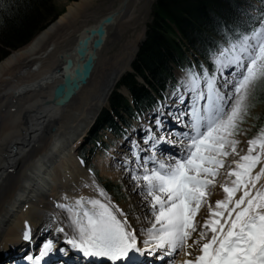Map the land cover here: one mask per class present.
Segmentation results:
<instances>
[{"label":"snow or ice","instance_id":"snow-or-ice-1","mask_svg":"<svg viewBox=\"0 0 264 264\" xmlns=\"http://www.w3.org/2000/svg\"><path fill=\"white\" fill-rule=\"evenodd\" d=\"M216 67L221 72L234 68L232 78L218 82L215 73L210 75L204 69L202 74L189 71L187 80L180 82L190 93L191 102L188 111L178 117H188V131L179 134L187 143L178 146V157L158 158L157 146L171 141L154 133L148 136L151 154L141 157L144 149L134 143L137 167L129 172L145 193L144 199L155 218L151 227L141 229L146 238L138 239L137 230L110 201L79 197L72 204H58L69 213L71 233L66 234V247L58 248L54 240H49L39 255L27 256L28 261L40 264L46 256L59 251L67 258L62 264L73 259V252L109 264H141L146 257L162 259L157 250L164 249L165 256H173L179 250L193 257L182 264H264V129L248 141L247 153L233 161L236 167L227 173L234 177L232 186L221 185L224 199L216 200L214 207L208 204V218L200 225L196 239L188 243L197 231L195 218L206 201L207 189L214 186L224 158L236 153L240 141L235 137L248 114L252 86L264 80V23L224 48ZM178 98L183 103V96ZM156 124L159 128L162 122L157 119ZM139 169L142 175L138 174ZM97 191L106 196L103 189ZM237 192L242 193L238 198ZM118 215L122 218L118 219ZM57 231L64 232V228ZM22 239L30 240V230H25ZM193 248L197 250L195 254Z\"/></svg>","mask_w":264,"mask_h":264},{"label":"bare ground","instance_id":"bare-ground-1","mask_svg":"<svg viewBox=\"0 0 264 264\" xmlns=\"http://www.w3.org/2000/svg\"><path fill=\"white\" fill-rule=\"evenodd\" d=\"M92 1L79 0L70 4L57 22L0 62V253L7 250L6 254L0 255V264H32L26 257L39 255L42 246L49 240H54L58 248L66 247V234L71 233L68 227L69 213L58 207L60 203L72 204L79 197L96 198L102 202L110 201L124 216V210L109 194L111 192L105 188L104 182L101 180V183L99 177L96 178L94 172L89 170L86 159L79 152V145L103 108L109 105L110 96L123 74L132 69L139 39L127 46L120 56L100 65V53L105 42L97 52L93 70L85 77V59L78 53V43L87 34V29L98 26L103 19L92 25L86 24ZM143 2L123 0L121 6L112 12L115 15L113 21L106 26V40L112 27L122 22L129 25L137 21ZM226 70L228 68H224L222 73ZM84 77L85 82L68 100L61 101L59 97L53 100L55 87L60 82L68 79L71 83H79ZM224 79L226 76H221L218 82ZM121 89L131 98L126 88ZM179 95L183 96V100L187 97L186 92ZM176 97L171 99L174 101ZM172 102L167 103L175 105ZM167 103L162 102L161 106ZM188 106L186 101L181 106H169V113L180 116L186 113ZM128 127L131 128L126 125L124 129ZM162 127V135L176 130L180 134L188 131L178 125L174 128L170 120ZM139 129L135 134H141ZM109 132L114 134L113 131ZM151 134H143L144 142ZM169 145L162 143L159 150L171 157L176 154L177 146ZM248 147V143L242 140L236 146V153L224 158V165L245 155ZM177 150L180 151L179 148ZM256 170H259V166ZM231 180L232 177L228 176L220 184L228 183L231 187ZM261 182L264 183V180ZM97 188L103 189L106 196H100ZM215 192L209 203L201 207L196 217L198 224H203L208 218V204L214 207L216 200L224 199L225 193L221 187ZM241 194L237 192L236 198ZM137 203L141 204L142 198ZM117 218L122 217L118 215ZM58 228H64V232H58ZM26 229L30 230L29 241L22 239ZM194 239L192 236L188 243L192 244ZM32 246L35 249H31ZM192 251L194 254L197 252L195 248ZM164 252V249L157 250L162 259L146 257L141 264H170V259H173L171 264H182V261L193 258L179 250L173 256H165ZM66 260L57 251L42 259L40 264H62ZM68 264L95 263L73 252V259Z\"/></svg>","mask_w":264,"mask_h":264},{"label":"trees","instance_id":"trees-1","mask_svg":"<svg viewBox=\"0 0 264 264\" xmlns=\"http://www.w3.org/2000/svg\"><path fill=\"white\" fill-rule=\"evenodd\" d=\"M64 13L55 0H0V62ZM262 23L264 0H156L132 71L122 76L109 107L99 114L89 133L90 144L97 142L103 130L120 135L128 115L137 116L156 105L176 82V69L200 73L206 63L213 67L209 59L216 51ZM123 87L132 99L119 91ZM254 98L263 107L255 117L260 133L264 129V80L254 85ZM104 185L109 192L119 189L113 181Z\"/></svg>","mask_w":264,"mask_h":264},{"label":"rangeland","instance_id":"rangeland-1","mask_svg":"<svg viewBox=\"0 0 264 264\" xmlns=\"http://www.w3.org/2000/svg\"><path fill=\"white\" fill-rule=\"evenodd\" d=\"M77 1L72 2L69 0H55V4L60 10L64 9L66 13L68 6ZM122 2L123 0H93L88 8L89 17L86 19V24L88 25L95 24L96 22L104 18L106 15L117 10L121 6ZM155 2L156 0H144V2L142 3V10L138 13L136 22L134 23L131 22L129 25L125 24V22H122L120 23V25L111 28L109 33L110 35L106 40L107 43L105 44L102 52L100 53V57H101L100 58L101 61L99 60L100 65L106 63L110 58L120 56V54L127 46H129L133 41H136L138 39H139V43H138V47H139V44L141 43V41L144 40L146 36L148 24L151 22L153 7ZM58 19L53 21V23L49 24L48 27H50L55 22H57ZM40 33H38L35 37H37ZM230 45H226L224 48L229 47ZM224 48H221L220 50L216 51L210 57L209 61L212 63L213 67H209L207 63L204 65L205 67L204 69H207L210 75L212 73L216 74L217 80L221 79V76H226V79H231L232 78L231 74L234 71V68H228V70H226V72L224 73L217 70L216 60L217 57L219 56V53ZM128 71H132V69ZM188 73L189 72L186 70L176 69L175 70L176 82L170 85V88L166 91V93L160 99L159 103H157L155 108L151 109L147 113L145 112L142 116L128 115L126 119H127V123H129L131 128L128 127L127 130L123 129L118 137H115L112 133L109 132V130H103L97 142L95 141L94 145H92L90 144L92 139L90 138L88 132V134L84 138V142L80 143L79 145V149H80L79 152L86 159V163L90 167L89 170L94 172L95 174L94 176L95 177L97 176L96 178L99 177L98 179H100V181L101 180L103 182L113 181L117 186H119L118 190H116L115 192H111L109 194L116 200L117 205L122 210H124L125 212L124 217H126L128 223L137 230V236L139 240H143L146 238V233L141 231V229H146L151 227V224L155 222V218L152 211L150 210L149 203L144 199L145 193H143L138 188V182L132 180L131 174L129 172V169L137 167L135 164V158L133 156V152L134 150H136L134 149V143L135 145H138L140 149H144V151L140 152L141 157L151 154L152 151L149 145L151 144V142L149 144H147V142H144L145 137L143 136V134H145L146 132H149V134L154 133L155 135H158L157 137L160 136L166 137L167 140L171 141L170 143L171 146H175V147L177 146V149L179 148L178 146L182 144L183 139L180 137L179 135L180 132L178 130H176L175 132H173L174 130H170V132L172 131L173 133L168 132L169 133L168 134L166 132L164 135L161 134L160 130L161 128L163 129L162 126H164L166 121L169 120L172 121V124H174V128L175 125H178L181 126V128L187 129L185 125L187 123L188 117L185 115L183 116L182 119H178V117L180 116H176L169 113V106L175 107L176 104H179L180 106L183 104V103L180 104L181 101L178 98L179 94L185 92V89L180 82L182 79L187 80ZM200 73L202 74V72ZM254 85L252 86L248 100V104H249L248 114L245 117L244 121L240 124V132L235 137L236 139L240 140V142L242 140L243 141L245 140V142L248 143L250 139L257 137L260 134L257 132V127L255 125V117L257 114H259L262 111L263 107L262 105L258 104V102L254 98ZM203 87H204V83L202 80L201 88L203 89ZM178 88H179V92L177 91ZM223 90L224 89H222V91ZM119 91H121L124 95L129 96L128 93H125L122 89H119ZM186 95L187 97H185L183 102L186 101V105H189L191 102L189 99L190 93L186 92ZM173 97H176L177 99L173 101V99H171ZM162 102L163 103L172 102L175 103V105H170L169 103H167L166 106L165 105L161 106ZM201 103L204 102L201 101ZM108 107L109 105L105 108ZM157 119H159L162 122L161 127L159 128H157V124H156ZM138 127H140L141 129L140 135L135 134V131ZM138 133H140V131H138ZM147 140L148 139H146V141ZM185 141L186 140H184V142ZM104 143L108 144V147L106 149L103 148ZM161 144L157 146L158 150L156 152V155L160 159L167 160L168 159L167 157H169L168 153L165 154L163 150H159ZM164 144L169 145V143H164ZM94 148L96 150L94 153L95 156L92 157ZM177 149H175L174 151L176 154H172L171 157L179 156L180 151H178ZM129 157L130 160H128ZM126 161H128V163H126ZM148 167L151 168L152 164L150 163ZM235 167L236 165L232 161H230L228 165H224L222 168L219 169V174L214 178L215 179L214 186H209V188L207 189L208 194L206 196V201L203 205H206L207 202L209 203L210 198H212L216 193L215 190L221 187L222 184H220V182L222 179L228 177L227 171L229 170V168H235ZM138 174L142 175V169L138 170ZM232 179H234V177H232ZM102 181L101 183H103ZM139 184L142 185L143 181L142 180L139 181ZM140 198H142V203L138 204L137 200ZM140 210L142 213L143 212L144 213L142 214ZM196 217H198V215ZM200 225L201 224H197V231L192 235L194 238H196L199 234ZM172 260L173 259H170L169 263L170 261L173 262Z\"/></svg>","mask_w":264,"mask_h":264},{"label":"water","instance_id":"water-1","mask_svg":"<svg viewBox=\"0 0 264 264\" xmlns=\"http://www.w3.org/2000/svg\"><path fill=\"white\" fill-rule=\"evenodd\" d=\"M114 16L115 15L113 13L106 15L101 20L98 26L87 29V34L85 35V37L79 40L78 53L80 54L82 59H85V62L83 64L84 65L83 73L85 74V77L89 76V73L93 70L96 64L98 57L97 52L104 46L106 42V36H107L106 26L113 21ZM94 37L95 39L92 41V38ZM85 77L82 78L81 82L79 83L77 82L71 83V81L68 79L64 80L63 82H60L55 87L53 100L55 101L58 97L60 98L61 101L68 100L73 94L76 93V90L79 87V85L85 82ZM65 89L66 91H64ZM1 253L2 255L6 254L7 250Z\"/></svg>","mask_w":264,"mask_h":264}]
</instances>
